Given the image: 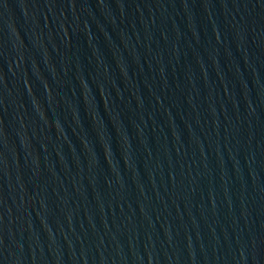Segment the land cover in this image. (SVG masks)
Returning <instances> with one entry per match:
<instances>
[{
	"label": "water",
	"instance_id": "obj_1",
	"mask_svg": "<svg viewBox=\"0 0 264 264\" xmlns=\"http://www.w3.org/2000/svg\"><path fill=\"white\" fill-rule=\"evenodd\" d=\"M0 264H264V0H0Z\"/></svg>",
	"mask_w": 264,
	"mask_h": 264
}]
</instances>
